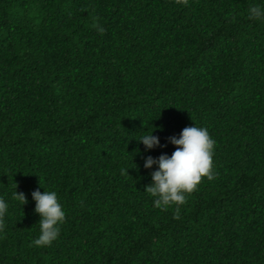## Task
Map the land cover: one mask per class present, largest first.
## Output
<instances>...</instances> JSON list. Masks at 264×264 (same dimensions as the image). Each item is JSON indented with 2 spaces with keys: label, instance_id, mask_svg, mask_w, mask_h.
<instances>
[{
  "label": "trees",
  "instance_id": "16d2710c",
  "mask_svg": "<svg viewBox=\"0 0 264 264\" xmlns=\"http://www.w3.org/2000/svg\"><path fill=\"white\" fill-rule=\"evenodd\" d=\"M253 5L264 0H0V264H264ZM195 123L216 142L214 179L179 213L157 208L145 158L171 155L168 138ZM147 130L167 147L145 151ZM36 189L66 212L50 247L32 243Z\"/></svg>",
  "mask_w": 264,
  "mask_h": 264
},
{
  "label": "clouds",
  "instance_id": "9594fccd",
  "mask_svg": "<svg viewBox=\"0 0 264 264\" xmlns=\"http://www.w3.org/2000/svg\"><path fill=\"white\" fill-rule=\"evenodd\" d=\"M177 3L187 4L188 0H176ZM250 20L264 23V5H253L247 10ZM99 32L104 28L97 26ZM162 130V126H161ZM155 131V130H154ZM154 131H146L140 136L139 141L145 146V151H151L161 145L160 137L154 135ZM169 142L176 146V150L168 155L161 154L158 158L151 155L145 158L144 168L156 170L151 172V183L146 185L147 192L154 201V206L166 210L173 205L179 213L180 206L185 204L187 194L197 189L203 178L213 180L215 176V140L205 127L187 126L178 136L168 138ZM125 174V170H121ZM127 173L128 169H127ZM42 186V185H41ZM43 187V186H42ZM13 198L25 205L28 198L17 188ZM35 200L34 211L39 214V236L33 240L36 247H50L59 237L61 225L66 220V212L58 198L56 191L36 189L32 192ZM8 202L0 197V233L5 229L4 217L8 212Z\"/></svg>",
  "mask_w": 264,
  "mask_h": 264
}]
</instances>
